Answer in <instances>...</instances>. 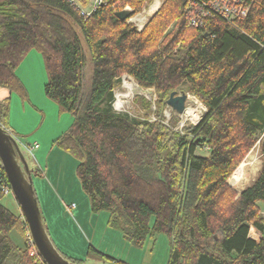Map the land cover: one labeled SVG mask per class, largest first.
<instances>
[{"label":"trees","instance_id":"obj_1","mask_svg":"<svg viewBox=\"0 0 264 264\" xmlns=\"http://www.w3.org/2000/svg\"><path fill=\"white\" fill-rule=\"evenodd\" d=\"M103 1L84 16L65 0H0V88L27 100L17 70L32 50L43 56L45 94L74 119L55 144L78 160L92 212L109 213V227L132 245L164 234L168 264H264V0H247L251 10L240 29L221 20L192 28L191 0H164L142 31L117 13L126 6L141 13L153 0ZM126 75L155 90L156 111L143 97L136 98L142 118L113 109ZM184 86L207 112L199 125L179 130V117L166 123L164 110ZM9 107L10 99L0 102L6 129ZM258 144L261 171L238 193L230 179ZM199 148L209 154L198 155ZM243 175L241 167L237 180ZM3 184L0 165V264H46L23 216L3 204ZM14 229L24 248L12 242Z\"/></svg>","mask_w":264,"mask_h":264},{"label":"crops","instance_id":"obj_2","mask_svg":"<svg viewBox=\"0 0 264 264\" xmlns=\"http://www.w3.org/2000/svg\"><path fill=\"white\" fill-rule=\"evenodd\" d=\"M161 1L154 2L148 15L160 8ZM17 75L27 90L28 99L23 100L19 94L0 88V102L10 99L7 129L22 149L30 153L27 148L37 146L30 153L33 167L39 170V175L33 176L34 188L46 227L57 248L67 257L83 262L96 256L116 264L121 261L115 258L123 259L124 254L139 256L121 232L108 226L109 213L92 212L89 198L77 177L78 160L55 144L74 119L71 114L61 113L59 106L45 94L47 74L43 56L32 50L19 66ZM245 163L242 179L239 182L230 179L239 193L254 182L262 168L252 175V159ZM260 207L264 215V204ZM16 215H22L21 210ZM148 248L154 253L153 244ZM149 256L151 262L157 264L155 255Z\"/></svg>","mask_w":264,"mask_h":264},{"label":"rangeland","instance_id":"obj_3","mask_svg":"<svg viewBox=\"0 0 264 264\" xmlns=\"http://www.w3.org/2000/svg\"><path fill=\"white\" fill-rule=\"evenodd\" d=\"M155 1L156 0H153L150 3V5H148L146 8L143 9V11H141V13L147 12L149 9H151V7ZM162 2H163V0L161 1V3ZM154 7L156 9V6H154ZM149 11H148V13H150ZM157 11H155L153 14L148 15V21ZM91 78H92V67H91V64L89 63L87 68H86V85L89 86V84L91 82ZM175 92H177L178 95L185 93L189 96L187 104H186V111L188 109H193V110H196L198 112L195 113V115H193V116H188L187 113H186V115H184L185 114L184 113L181 116V115H177L175 113V111H173V109L167 105L168 108L164 110L166 123H169L172 120V116L176 115L177 117H179V120H180L179 125H178L179 130H182L185 126H188V125H196V126L199 125L201 121L197 124H196V121L198 120V113L201 111L200 106L203 105L205 107V105L190 92L188 86H184ZM138 97H143V98L147 99L148 101H151L153 104L152 109H153V111H156V101L158 100V95L156 94L155 90L154 89H145V88L141 87L137 81H135L132 77L126 75L123 77L121 85L115 91V100L113 102V109L119 113L127 114L128 116H130L132 118H135V117L142 118L145 115V111L143 109L142 100H139V101L136 100V98H138ZM206 112H207V108H206V111H203V117L206 114ZM187 117H192V118H187ZM203 117H202V119H203ZM150 118H151V121L156 120V117L153 114H152V116H150ZM24 152H25L24 154H25L26 159L28 160L30 166L33 167V158L31 157L32 155L26 151H24ZM197 154L200 156H207L209 154V150H207L205 148H199L197 151ZM251 158H252V163L254 162L253 163L254 169L252 172V175H254V173L259 171L263 165V157L261 154V149H260L259 144L256 146V148L253 151H251V153L247 156L245 161L250 162ZM244 162L240 165V167L238 169H240L242 167ZM0 165H1V160H0ZM245 166H246V164L243 165V168ZM238 171H236L232 176V178L236 182H239L241 180V179L237 180L236 175H237ZM243 171H244V169H243ZM232 178H231V180L233 182ZM230 183H231V181H230ZM231 184H233V183H231ZM232 187L234 188V186H232ZM238 190H236V191L239 193ZM3 204L8 209H10L12 212H14L15 214H18L20 211V209H19L20 207L17 203V200H16L14 194L7 195L3 199ZM261 204H263V203H261ZM108 226H109V224H108ZM113 230H116V229H113ZM10 237H11V240L14 243V245L21 247V248L25 247L26 239L19 230L14 229L11 232ZM252 237L257 239V238H259V235L257 233H254V231H252ZM123 238H124V236H123ZM124 240L131 247H133L134 249L137 250L136 255H139V256H133V254L132 255L124 254L125 258H123V259L114 257L115 259L121 261L120 263H116V264H155V263L151 262L149 255H155V260H157L159 262V263L157 262V264H167L169 262L170 255H171V246H170L169 238L164 234H160L154 238L148 239V241L144 247H136V246L132 245L129 241H127L125 238H124ZM150 244H153L154 253L149 251L148 246ZM107 250L113 251L112 248L110 250L109 249H107ZM117 253H121V252H117ZM63 255L65 257H67L65 254H63ZM82 264H112V263L108 260L98 259V257L93 256V257L89 258V260L87 262H83Z\"/></svg>","mask_w":264,"mask_h":264},{"label":"water","instance_id":"obj_4","mask_svg":"<svg viewBox=\"0 0 264 264\" xmlns=\"http://www.w3.org/2000/svg\"><path fill=\"white\" fill-rule=\"evenodd\" d=\"M133 14L134 11L124 9L117 13V17L120 20H128ZM188 98L189 96L185 93L178 95L177 92H173L167 101V105L177 115L182 116L186 112ZM0 160L22 216L27 224L29 235L40 257L46 264H76L68 260L53 242L42 218V211L34 188L33 176L28 161L18 141L1 126Z\"/></svg>","mask_w":264,"mask_h":264},{"label":"built area","instance_id":"obj_5","mask_svg":"<svg viewBox=\"0 0 264 264\" xmlns=\"http://www.w3.org/2000/svg\"><path fill=\"white\" fill-rule=\"evenodd\" d=\"M65 1H68L79 9L81 14L84 16H90L104 2L103 0ZM125 9L132 10L130 6H126ZM250 10L251 5L248 4L247 0H212L210 2L191 0L188 5L187 22L192 28H204L211 21L221 20L236 29H240L241 24H243L249 17ZM129 22L132 23L139 31H142L148 23V13L143 12L135 15L133 14L129 19ZM200 109L201 111L198 113V122L196 121V124L202 121L203 111H206V108L203 105L200 106ZM184 115H186V112ZM6 130L8 131V129ZM9 133L17 140L11 132ZM35 148H37V146L29 147L27 149L31 153ZM2 190L5 196L13 194L9 182L8 184L2 185ZM73 207H75V205H73ZM29 242L34 246L30 235Z\"/></svg>","mask_w":264,"mask_h":264},{"label":"bare ground","instance_id":"obj_6","mask_svg":"<svg viewBox=\"0 0 264 264\" xmlns=\"http://www.w3.org/2000/svg\"><path fill=\"white\" fill-rule=\"evenodd\" d=\"M198 104V103H197ZM198 111H196V110H193V109H188L187 111H186V113H187V115L188 116H193V115H195V113H197ZM252 159V158H251ZM254 163V162H253ZM242 169H244L243 168V165H242ZM241 179V178H240Z\"/></svg>","mask_w":264,"mask_h":264}]
</instances>
